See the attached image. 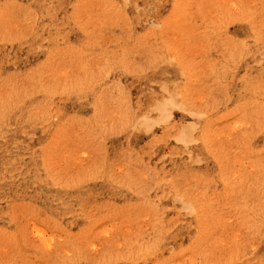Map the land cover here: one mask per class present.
<instances>
[{
    "label": "rangeland",
    "instance_id": "rangeland-1",
    "mask_svg": "<svg viewBox=\"0 0 264 264\" xmlns=\"http://www.w3.org/2000/svg\"><path fill=\"white\" fill-rule=\"evenodd\" d=\"M0 264H264V0H0Z\"/></svg>",
    "mask_w": 264,
    "mask_h": 264
}]
</instances>
